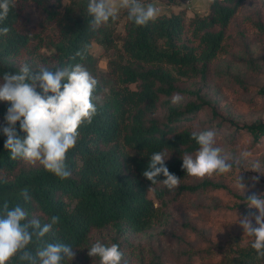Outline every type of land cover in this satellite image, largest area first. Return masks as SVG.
<instances>
[{"label":"trees","instance_id":"trees-1","mask_svg":"<svg viewBox=\"0 0 264 264\" xmlns=\"http://www.w3.org/2000/svg\"><path fill=\"white\" fill-rule=\"evenodd\" d=\"M150 1L141 0L144 4ZM161 1L178 5L184 0ZM246 1L212 0L208 13H196L188 22L185 10H181L160 13L146 26H136L121 10L126 19L121 34L112 20L93 30L87 11L89 0H13L6 18L0 21V28L10 29L7 35H0V80L6 72L18 73L24 64L33 71L81 64L98 81L93 93L97 113L90 124L86 122L78 129L77 143L67 153L66 165L71 172L67 179H60L38 163L33 166L10 158L2 131L10 105L0 101V207L5 200L10 208L19 205L29 219H38L41 225L54 215L60 217L43 240L33 239L28 250L35 254L45 243H63L76 253L64 264H86L90 258L85 250L93 232L111 229L122 260H129L123 246H129L131 234L152 229L161 209L187 203L200 190L226 188L208 179L194 182L196 178L182 168L183 155L194 156L199 147L191 133L209 130L196 121L200 111L210 107V101L196 94V101L178 107L163 99H171L176 93L194 94L183 87L185 80L206 79L230 23ZM255 27L264 36V23ZM95 43L114 51L104 75L98 74ZM261 93L264 95V88ZM243 128L255 141L264 137L262 120ZM16 129L21 139L26 138L19 122ZM160 151L169 154L165 165L170 173L181 178L173 190L159 182L163 174L152 185L142 175L151 155ZM226 174L235 180L239 177ZM25 188L27 201L21 195ZM249 212L253 210H241ZM251 243L192 248L180 252L176 260L179 264H264V257L258 256ZM11 264L20 262L14 259Z\"/></svg>","mask_w":264,"mask_h":264},{"label":"clouds","instance_id":"clouds-1","mask_svg":"<svg viewBox=\"0 0 264 264\" xmlns=\"http://www.w3.org/2000/svg\"><path fill=\"white\" fill-rule=\"evenodd\" d=\"M13 5V0H0V21L4 20ZM121 10L127 12V19L136 26H146L158 18L159 10L153 4H144L141 0H89L87 11L92 17L90 24L95 30L110 20L116 21ZM8 27L0 28V35H7ZM81 55L80 52L76 53ZM98 81L81 64L51 71L40 67L33 71L28 64L21 66L18 73H4L0 80V101L9 103L4 117L6 126L5 149L10 158H20L29 165H42L45 170L60 179H67L71 172L67 169L66 157L79 138L78 129L84 123H91L97 113L93 102V93ZM39 88L41 91H37ZM183 101L179 94H173V105ZM26 133L21 139L16 125ZM191 138L199 146L195 155L185 153L182 168L188 176L203 179L214 174H226L232 170V164L221 155L216 146V133L212 130L193 131ZM169 157L166 151L151 155L142 175L152 184L159 179L168 190L177 188L180 179L170 173L165 165ZM256 180L257 177H253ZM235 186L245 192L246 185L239 176ZM21 195L29 200L28 189ZM248 207L257 212L238 216L237 221L244 233L252 238L251 247L259 257H264V194H252L246 199ZM255 221V226L253 225ZM60 221L59 216L50 217V221L41 225L38 219L28 218V213L19 205L10 208L7 200L0 207V264H11L18 259L20 264H64L72 261L76 255L74 248L63 243H45L33 254L28 246L33 239L43 240L53 226ZM90 257H98L99 264H121L123 253L118 244L105 245L99 240L88 248Z\"/></svg>","mask_w":264,"mask_h":264},{"label":"rangeland","instance_id":"rangeland-1","mask_svg":"<svg viewBox=\"0 0 264 264\" xmlns=\"http://www.w3.org/2000/svg\"><path fill=\"white\" fill-rule=\"evenodd\" d=\"M154 6L159 12L166 9L161 0H156ZM189 18L186 17L187 22ZM125 20L120 12L114 21L121 34L125 32ZM259 22L264 23V0H247L230 23L227 38L206 79L185 80L183 87L194 94L181 95L183 101L176 105L169 98L163 99L168 105L178 107L196 101V94L210 101V107L198 114L196 125L216 133V146L232 164L230 172L243 179L245 192L236 188L237 180L231 175L196 178L194 182L208 179L223 183L226 188L200 190L187 203L161 209L152 229L130 235L129 246L126 243L122 248L129 260H122L121 264H179L176 257L182 251L252 242L235 222L238 216L247 215L241 210L249 208L246 204L248 196L264 194V137L255 141L243 128L255 121H264V95L261 93L264 88V36L255 27ZM93 54L97 57L98 74L104 75L109 70L114 51L104 50L95 43ZM161 109L162 115L164 105ZM253 177L257 179L253 180ZM150 195L159 204L153 192ZM115 237L111 229L96 230L89 247L97 240L111 245ZM89 258L85 260L86 264H99L98 257Z\"/></svg>","mask_w":264,"mask_h":264},{"label":"crops","instance_id":"crops-1","mask_svg":"<svg viewBox=\"0 0 264 264\" xmlns=\"http://www.w3.org/2000/svg\"><path fill=\"white\" fill-rule=\"evenodd\" d=\"M155 1L156 0H151L148 3L155 5ZM211 1L210 0H184L182 3L178 5H166L165 4V7H166L165 11L163 10L162 12H159L158 14L160 13L170 14L172 12L178 13L181 10H185L187 17H192L196 13L206 14L209 10ZM189 10L192 11L191 14H189Z\"/></svg>","mask_w":264,"mask_h":264}]
</instances>
